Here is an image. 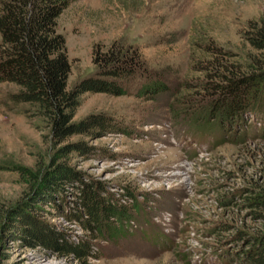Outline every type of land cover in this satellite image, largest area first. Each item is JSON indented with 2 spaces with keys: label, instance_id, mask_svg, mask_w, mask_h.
I'll return each mask as SVG.
<instances>
[{
  "label": "rangeland",
  "instance_id": "374dc122",
  "mask_svg": "<svg viewBox=\"0 0 264 264\" xmlns=\"http://www.w3.org/2000/svg\"><path fill=\"white\" fill-rule=\"evenodd\" d=\"M263 14L264 0H70L57 19L68 88L95 73V54L122 46L169 89L142 95L140 76L125 94L85 91L73 119L104 111L118 128L60 139L33 106L10 99L16 83L0 82V264H256L261 121L243 113L220 124L206 113L219 54L205 47L234 65L264 64L243 36ZM87 185L123 206L127 218H111L116 233L68 217Z\"/></svg>",
  "mask_w": 264,
  "mask_h": 264
},
{
  "label": "trees",
  "instance_id": "16d2710c",
  "mask_svg": "<svg viewBox=\"0 0 264 264\" xmlns=\"http://www.w3.org/2000/svg\"><path fill=\"white\" fill-rule=\"evenodd\" d=\"M69 1L0 0V82L16 83L19 87L10 93V99L33 106L34 112L51 124L54 136L60 139L75 133L100 134L118 128L113 116L104 111L73 119L79 96L85 91L125 94L130 92L129 82L140 76L147 77L139 91L142 95L156 98L169 89L166 77L152 76L139 51L130 52L122 46L95 54V73L68 88L71 63L66 37L58 29L57 19ZM243 36L256 52H264V14L249 23ZM205 48L220 58L211 61L209 69L219 79L205 82L206 87L212 88L206 113L220 124H230L243 113H249L260 119L259 133L264 136V64H245L237 58L234 65L223 59L227 51L212 43ZM82 190L84 194L76 207L78 214L68 217L81 220L84 228L100 236L107 231L116 233L111 218L124 219L123 206L112 203L99 187L87 185ZM24 228L30 231L33 227L24 225ZM252 256L253 262L264 264V240Z\"/></svg>",
  "mask_w": 264,
  "mask_h": 264
}]
</instances>
